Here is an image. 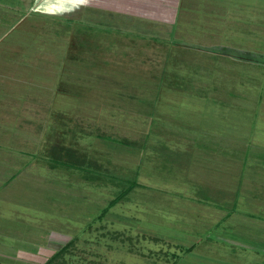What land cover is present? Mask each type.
<instances>
[{
    "label": "rangeland",
    "instance_id": "obj_1",
    "mask_svg": "<svg viewBox=\"0 0 264 264\" xmlns=\"http://www.w3.org/2000/svg\"><path fill=\"white\" fill-rule=\"evenodd\" d=\"M185 7L145 35L87 28L80 0H0V138L8 123L36 146L13 150L0 264H44L68 243L50 264H212L215 222L257 202L264 217V0ZM257 222L235 226L259 236ZM246 252L233 258L263 262Z\"/></svg>",
    "mask_w": 264,
    "mask_h": 264
},
{
    "label": "crops",
    "instance_id": "obj_2",
    "mask_svg": "<svg viewBox=\"0 0 264 264\" xmlns=\"http://www.w3.org/2000/svg\"><path fill=\"white\" fill-rule=\"evenodd\" d=\"M202 1L203 3L214 4V3H223L227 0H80L81 9H82L81 23L83 25L86 24L87 28L91 26V28L102 29L100 27L111 21V24L113 25V26L111 25L112 26L111 28L113 29V31L114 29H116V32H120L121 30H123L124 32L127 33L135 29H138L140 33L144 32L142 34L152 35L158 33L157 28H160V22L161 24L169 25V27H172L177 21L179 16H181V18L184 17L183 15H186L189 11V10H184L186 8L185 5L192 4V2H202ZM215 9L216 8L212 7L211 5H208L205 8V10L208 12L213 11ZM217 12H221V14H225V12L221 11V9L219 8H217ZM145 22L152 24L153 27L149 29L148 25H146L145 31H141L142 29H144L145 24L143 23ZM243 55L245 56L242 59L245 60L250 59V56L248 55L247 52H242L240 54V56ZM250 55L252 56L253 54ZM226 56H229L228 52L226 55L224 54L223 57ZM256 58L258 57H255L254 62H257ZM208 60L210 59L208 58ZM6 90H8V87ZM18 94L25 95L23 93H18ZM18 94L16 95L18 96ZM18 102L19 101L16 98L14 103H8V104H10L11 107L14 106L19 107ZM5 125L7 127V131L8 130L9 131L0 138V216H5L3 215V206L4 204L8 203L4 187L8 184V181L10 179L9 176H11L13 173L18 171L19 162L23 161L22 159L23 156L21 155L22 157H20V152L18 153L13 152V150L20 151V149L24 146H26V148L28 146L36 147L35 142H32L31 144L30 140L28 141V139L25 138V135L23 133L17 134L16 132L13 134L12 130L14 128L10 126L8 123L6 124L2 123V126ZM259 129L264 130V128H259ZM16 131H20V130L17 129ZM14 135L17 136L14 137ZM252 138L255 141L254 139L255 137ZM128 145L136 147L134 144H128ZM147 147L148 146L142 147L140 145L137 148L142 150V148L145 149ZM9 154H12V156L15 157L13 158L14 160H12V158L9 159V157H11ZM211 169H213V167H211ZM262 184H264V182L263 183L260 182L259 184L260 187L262 186ZM257 194H259V191H257ZM254 195L256 196V194ZM255 200L256 199H254V201ZM207 204H209L210 207L211 206L213 207L214 205V207L217 210L221 209L220 207H218V205L214 203H207ZM256 204L257 206H254L252 204L251 205L252 207H248L253 210V213H249V212L244 213L243 211H238V213H236L233 211L231 213L229 212L228 215H226L224 218V220L225 219L227 220L229 217H231L232 218L231 222H215V224L222 223V225L223 223H225L224 225L225 231H223V235L219 234V232L218 233L213 232L209 235V239L213 240L215 243H222L223 245H225V251L223 252L218 249L209 248V252H210L208 254L210 255L209 258L210 259L215 258L216 260H218V262L212 264H239L237 263V261L240 259H235L233 257L235 256L236 258L243 259L238 262L244 261L245 258H248L246 257V255H248L246 250L249 251L251 255L250 258H252L253 260L256 259V254L254 253L260 254L258 258L260 259V261H263L261 264H264V245H263L264 217H262L261 215H256L257 213H259V210L261 209V205L259 206L260 202H257ZM232 214L237 215V218L233 219ZM251 218H257L258 220L263 221V222H257L260 223L262 226V230H261L262 232L259 236H258L259 231L256 233L252 231L244 232L243 230H238L235 226L236 222H243L244 219L250 220ZM227 229H229V233H227ZM192 240H193V243L191 241L192 244L190 243L189 245H182V244H177V245L182 247L186 253H189L193 250H196L195 247L201 243V240H197L195 237ZM201 249L203 250L201 251L199 250L200 252L197 253L199 255L198 257L207 258L208 255L204 253L206 252L205 247H202ZM2 258H7L6 254L4 255L1 254L0 259ZM232 259H234L235 261H233Z\"/></svg>",
    "mask_w": 264,
    "mask_h": 264
},
{
    "label": "trees",
    "instance_id": "obj_3",
    "mask_svg": "<svg viewBox=\"0 0 264 264\" xmlns=\"http://www.w3.org/2000/svg\"><path fill=\"white\" fill-rule=\"evenodd\" d=\"M55 163L57 160H54ZM139 183L136 182V180L134 178L127 180V185L125 186V188L123 189L122 192H120L113 200H111L108 205L102 210V213L105 214L106 211L113 207L114 205H116L119 201L124 200L127 195L135 188L138 187ZM70 244H66L64 245L62 248H60L58 251H56L53 256L50 257V259L45 262L44 264H50L53 260H55L60 254L61 252L65 251V249L69 246Z\"/></svg>",
    "mask_w": 264,
    "mask_h": 264
}]
</instances>
